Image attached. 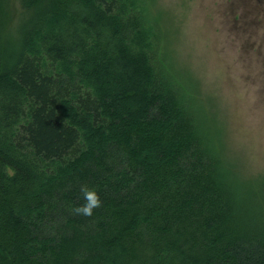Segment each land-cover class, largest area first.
<instances>
[{
	"label": "trees",
	"instance_id": "trees-1",
	"mask_svg": "<svg viewBox=\"0 0 264 264\" xmlns=\"http://www.w3.org/2000/svg\"><path fill=\"white\" fill-rule=\"evenodd\" d=\"M13 2L0 0V264H264L262 177L227 163L156 0H17L11 28ZM82 186L102 201L91 217L71 211Z\"/></svg>",
	"mask_w": 264,
	"mask_h": 264
},
{
	"label": "rangeland",
	"instance_id": "rangeland-1",
	"mask_svg": "<svg viewBox=\"0 0 264 264\" xmlns=\"http://www.w3.org/2000/svg\"><path fill=\"white\" fill-rule=\"evenodd\" d=\"M12 5L15 28L21 11L17 0ZM155 6L166 26L164 49L179 79L199 90L227 163L241 181L264 183V0Z\"/></svg>",
	"mask_w": 264,
	"mask_h": 264
},
{
	"label": "clouds",
	"instance_id": "clouds-1",
	"mask_svg": "<svg viewBox=\"0 0 264 264\" xmlns=\"http://www.w3.org/2000/svg\"><path fill=\"white\" fill-rule=\"evenodd\" d=\"M85 203L79 207L71 209L76 215L91 217L95 209L101 207L102 201L94 189H89L87 186L81 187Z\"/></svg>",
	"mask_w": 264,
	"mask_h": 264
}]
</instances>
